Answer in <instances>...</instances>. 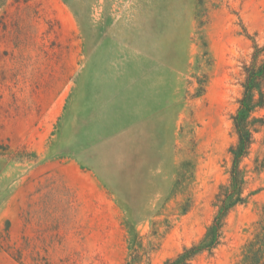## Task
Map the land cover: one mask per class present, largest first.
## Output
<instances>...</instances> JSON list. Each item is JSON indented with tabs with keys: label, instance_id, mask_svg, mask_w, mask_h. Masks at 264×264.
Instances as JSON below:
<instances>
[{
	"label": "rangeland",
	"instance_id": "rangeland-1",
	"mask_svg": "<svg viewBox=\"0 0 264 264\" xmlns=\"http://www.w3.org/2000/svg\"><path fill=\"white\" fill-rule=\"evenodd\" d=\"M254 43L264 0H0V264H163L197 243L229 180ZM102 44L152 109L99 143L93 172L49 148ZM252 117L246 200L191 264H264V107Z\"/></svg>",
	"mask_w": 264,
	"mask_h": 264
},
{
	"label": "crops",
	"instance_id": "crops-1",
	"mask_svg": "<svg viewBox=\"0 0 264 264\" xmlns=\"http://www.w3.org/2000/svg\"><path fill=\"white\" fill-rule=\"evenodd\" d=\"M108 46L96 47L82 64L50 136L54 156L93 172L89 159L98 157L99 143L114 141L122 127L135 124L152 109L145 81L138 86L136 73L121 69L113 58L114 49ZM158 91L163 103L162 86L152 93L158 96Z\"/></svg>",
	"mask_w": 264,
	"mask_h": 264
},
{
	"label": "trees",
	"instance_id": "trees-1",
	"mask_svg": "<svg viewBox=\"0 0 264 264\" xmlns=\"http://www.w3.org/2000/svg\"><path fill=\"white\" fill-rule=\"evenodd\" d=\"M242 71V96L238 101L236 113L231 117L237 142L228 150L231 156L228 183L218 188L213 199L215 215L197 243L184 246L173 258L163 264H191L197 255L204 252L211 253L221 243L227 215L234 207L246 200L243 196L246 183L240 164L248 155L252 144L254 132L252 125L256 121L252 115L264 107V44L262 46L253 44L250 62L243 65Z\"/></svg>",
	"mask_w": 264,
	"mask_h": 264
}]
</instances>
